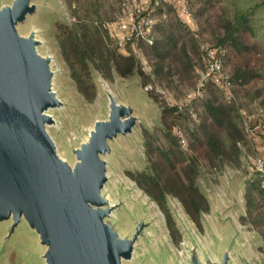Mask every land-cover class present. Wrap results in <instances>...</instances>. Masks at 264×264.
Wrapping results in <instances>:
<instances>
[{"label": "water", "instance_id": "1", "mask_svg": "<svg viewBox=\"0 0 264 264\" xmlns=\"http://www.w3.org/2000/svg\"><path fill=\"white\" fill-rule=\"evenodd\" d=\"M49 5L0 0V256L23 226L40 264H259L238 223L241 205L230 196L205 195L214 222L207 221L206 238L174 207L185 238L181 252L155 240L160 228L152 207L110 172L139 114L105 83L107 111L79 127L61 153L52 134L63 131L59 113L67 107L56 84L60 70L42 29L27 24Z\"/></svg>", "mask_w": 264, "mask_h": 264}, {"label": "trees", "instance_id": "2", "mask_svg": "<svg viewBox=\"0 0 264 264\" xmlns=\"http://www.w3.org/2000/svg\"><path fill=\"white\" fill-rule=\"evenodd\" d=\"M133 1L118 0L117 11L124 9V3L131 5ZM186 1L196 28L170 0H153L158 13L167 11V17L157 21L146 8L155 19V36L151 44L139 39L137 47L163 88L193 85L198 80L200 67L197 66H203L200 48L203 41L198 39L201 37L219 48L223 69L231 80L232 94L227 96L220 86L207 82L203 91L207 90L208 94L201 99L202 109L197 112L196 108L194 111L179 109L177 105L166 106L158 100L155 91H150L149 96L159 104L165 144L153 134L145 133L148 167L134 179L160 203L166 193L174 195L199 226L201 212L209 211L208 200L196 184L199 160L203 159L213 170L220 169L224 163L239 167L242 151L253 149L235 95H248L255 88L252 97L261 98L259 107L264 119V0ZM64 2L71 22L55 21V39L70 77L86 100L92 101L96 94L91 68L106 79L112 78V70L124 78L139 72L141 80L147 83V75L140 68L130 43L126 51H121L103 26L115 21L117 15H99V0ZM257 83L261 87L257 88ZM181 120L191 122L185 126L187 135L182 128L186 140L184 149L180 136L171 131ZM244 206L240 221L257 230L262 239L260 251L264 254V176L255 169L245 181Z\"/></svg>", "mask_w": 264, "mask_h": 264}, {"label": "rangeland", "instance_id": "3", "mask_svg": "<svg viewBox=\"0 0 264 264\" xmlns=\"http://www.w3.org/2000/svg\"><path fill=\"white\" fill-rule=\"evenodd\" d=\"M100 6L99 15L103 17H111L118 15V0H99ZM142 3V6L150 9L151 14L157 21H164L167 16L165 13H158V6L153 0H138ZM99 3V2H98ZM177 8L178 4L172 2ZM50 9L47 7H41L36 14L28 19L27 24H34L44 32V37L47 41L46 49L51 52L55 58L57 68L60 70L56 84L67 102V107L59 113V119L63 127V131L58 132L52 130V134L56 139L57 145L61 151L64 152V143L67 139L73 138L78 135L77 130L80 128H89L94 119L99 117L100 114L107 111V98L102 90V83H105L118 97L119 100L124 101L126 96L133 108L139 114V125L134 137L129 139H120L119 147L123 150V154L112 159L111 174L113 175L114 183H119L124 187H127L134 192L135 197L139 201H145L152 207V214L157 218L159 225V232L156 235L155 240L165 241L174 253L181 252V246L184 242V234L179 227L178 220L176 218V207L184 217H186L199 234L206 238L205 226L208 222L213 224L212 214L209 211L201 212L199 218V226L191 219L189 214L185 211L180 200L174 195L166 193L163 198V202L160 203L153 196L149 195L134 179L137 173L146 171L148 167V158L145 150V133L153 134L154 137L160 143L165 144V137L163 134V127L160 121V108L159 104L153 100L149 93L144 89L145 84H150L152 87H159L165 89L168 92V98L165 99L156 93L158 100L162 101L166 106L177 105L179 109H192L200 111L201 99L205 98L208 91L205 90L199 96H194V91L197 86V80L193 85L178 84L173 85L170 88H163L160 83L157 82L154 74H146L147 83L141 80L139 72H135L128 77H120L114 70H112V78L106 79L102 74L94 69H90L91 79L95 86V97L92 101H88L78 91L74 81L70 77L68 66L63 60L60 50L55 39V21H62L70 23V13L64 0H50ZM165 9V7H164ZM101 12V13H100ZM96 14L92 13V17L96 18ZM192 20L194 19L193 16ZM195 25H191L196 28L195 19L193 20ZM206 37V36H205ZM200 41L208 43L201 37ZM206 39H208L206 37ZM209 40V39H208ZM121 51H124L120 49ZM198 68L201 65L197 66ZM177 83V82H176ZM261 83H257L256 87H261ZM255 88L248 95H235L236 101L240 104V110H245L247 113L258 118L257 108L259 107V100L253 98ZM152 92V91H151ZM154 92V91H153ZM124 95V96H123ZM260 108V107H259ZM190 124L189 120H181L179 126L172 128V133L176 127L182 130L185 126ZM181 125V126H180ZM245 126V125H244ZM182 134H184L182 132ZM252 141L253 149L247 148L242 151L240 156L239 167L232 166L228 163L218 169L213 170L206 164L203 159L199 160V170L196 178V184L200 191L211 198V196L218 197L219 199H228L230 196L232 199L237 200L241 205L243 214L245 212L244 206V186L247 178L254 174L253 159L258 154ZM182 147V146H181ZM184 149V148H183ZM225 196V198H224ZM240 210L237 211L238 223L244 230L245 235L250 239L251 253L258 257L260 263L264 264V254L260 251L261 238L257 230L251 228L250 225L244 224L240 221ZM208 221V222H207ZM173 229V231H172ZM40 251L38 245L30 234L29 229L20 226L16 229L11 239L6 243L3 249V253L0 256V262L2 264H40L39 259Z\"/></svg>", "mask_w": 264, "mask_h": 264}, {"label": "built area", "instance_id": "4", "mask_svg": "<svg viewBox=\"0 0 264 264\" xmlns=\"http://www.w3.org/2000/svg\"><path fill=\"white\" fill-rule=\"evenodd\" d=\"M169 1V0H163ZM184 4L185 13L189 14L187 1L181 0ZM124 9L119 12L117 18L113 22L103 25L109 33L110 38L117 46L126 51V45L130 43L131 49L139 63L140 68L146 74H151V65L137 47V41L142 39L145 43L153 42L155 33L153 30L155 19L151 16L142 3L134 0L131 5L124 3ZM203 51V66L197 70L198 80L194 91V96H199L203 92L204 85L207 82H213L220 86L227 96L232 94V86L229 75L223 69V61L218 47L202 42L200 45ZM146 91H155L161 97L168 98V92L159 87H152L145 84ZM180 108V106H178ZM258 118L242 110L241 114L244 118L245 131L249 137L260 134L264 138V119L262 118L261 108L257 109ZM175 133L180 136L182 148L186 147V140L179 127L174 129ZM253 167L256 171L264 176V156H256L253 159Z\"/></svg>", "mask_w": 264, "mask_h": 264}, {"label": "crops", "instance_id": "5", "mask_svg": "<svg viewBox=\"0 0 264 264\" xmlns=\"http://www.w3.org/2000/svg\"><path fill=\"white\" fill-rule=\"evenodd\" d=\"M170 1L175 3V4H178L179 11L183 14H186L188 20H190L191 22L193 21L191 16L189 14L185 13L184 4L181 0H170ZM252 140L254 142V146L256 148V151L258 152V154L256 156H264V138H263V136L260 134H257V135L252 137Z\"/></svg>", "mask_w": 264, "mask_h": 264}]
</instances>
